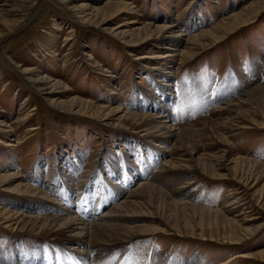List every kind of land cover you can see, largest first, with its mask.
Listing matches in <instances>:
<instances>
[{"label": "rangeland", "instance_id": "obj_1", "mask_svg": "<svg viewBox=\"0 0 264 264\" xmlns=\"http://www.w3.org/2000/svg\"><path fill=\"white\" fill-rule=\"evenodd\" d=\"M261 1L0 0V178L19 173L24 183L43 192L61 180L63 190L70 192L67 197L52 195L51 202L38 196L30 201L10 192L18 182L0 180V212L16 213L12 200L47 205L54 212L67 206L68 197L90 210L115 196L118 187L112 192L108 187L122 178L121 172L131 181L137 170L148 173L160 149L149 129L106 113L118 106L151 114L134 102H156L150 75L166 71L161 57L169 52L156 26L177 27L186 40L181 49L187 50L197 47L206 30ZM193 21L196 27L191 28ZM242 25L246 27L219 43L195 48L197 55L181 65L179 59L174 69L175 99L167 112L172 125L193 137L163 160L185 156L191 160L186 168L158 174L156 166L142 181L152 183L156 192L150 189L125 200L124 191V197L102 211L124 201L126 216H136L126 226L162 233L98 246L87 263L185 264L197 256L196 264H264V8ZM149 26L151 31L142 32ZM246 79L253 85L243 86ZM227 84L242 87L237 93L243 94L215 104L212 93L219 94ZM196 85H205V93L198 94ZM209 99L211 104L205 102ZM229 101L244 106L224 115L221 122L236 129L226 137L216 126L221 122L216 123L214 111ZM183 191L192 198L181 197ZM51 211L40 216L51 217ZM69 215L62 211L57 217ZM8 221L0 214V264L19 260L20 253L32 255L31 250L64 264H83L84 258L59 240L64 232L42 237L38 230Z\"/></svg>", "mask_w": 264, "mask_h": 264}, {"label": "bare ground", "instance_id": "obj_2", "mask_svg": "<svg viewBox=\"0 0 264 264\" xmlns=\"http://www.w3.org/2000/svg\"><path fill=\"white\" fill-rule=\"evenodd\" d=\"M80 7L82 8L83 6H80ZM263 8H264V0L256 3L255 6L248 8L249 10H247L246 13L244 12L242 14H234L232 16H229L228 18L223 19L220 23H218L215 26V28H211L208 31L206 30L204 34L200 35L199 39L197 40L198 43L195 44V46L197 47L195 48L196 49L199 48L200 50H203L205 48L210 47V43L212 42L219 43L223 41L224 39L229 38V36L232 33L237 32L246 27V26H243L242 24L248 22V19L251 17V14L258 15L260 10ZM106 22L107 21L105 20L101 21V23H106ZM195 24L196 22L193 21L190 27L191 28L196 27ZM149 27L142 29V32L144 31L148 32V30L151 31L152 27L151 26ZM156 27L157 28L155 32L158 34H161L159 35L158 38L161 40V42H163L162 44L165 47H167L165 48L167 49L166 52H169V54H164L161 57V59L163 60L162 62H164L166 65V71L165 70L162 71L159 74V77H156L155 75H150V78L155 83V88L157 91L156 102L148 104L146 101H142V99L139 101L138 104L134 102V106L138 107L139 109H143V108L148 109V113H151V114L139 113V111L141 110H139L138 113L132 112V111H126L123 108H120L118 106L113 107V108H107L108 113H106L109 115L111 114L114 117L118 116L117 117L118 122H124V121L128 122L129 121L132 123L131 124L132 126L134 125L143 126V127H146V129H149L147 130V132H149L148 134L152 135L153 141L158 143L157 145L155 144V148L159 147L160 149H159V155L157 157L155 156L156 158L154 159V164L149 167L148 173H145L144 171L145 168L142 171L137 170V172H135L136 178L133 181L127 178L128 176L123 177V173L125 171L121 172L122 175L120 176H122V178L120 179L115 178L114 176L116 181L113 180L112 182L113 183L116 182V183L111 184L108 187V189L110 192H112L111 189H113V186L118 187L116 193L114 194L115 196H110L109 199L105 197V199L103 200V202L100 203V205L96 206V208L90 207V210L86 208L88 207V205L84 206L86 204L78 205L76 203L74 204V202L70 203L69 197H68V200H66L67 203L64 202V205H67V206H64L63 210L61 208H56L54 212L49 210L47 208V205H42L39 203L34 204L33 202H29V201L24 203L22 200H19V201L12 200L9 203L11 208L17 210L16 213L13 212L14 210L12 212L6 211V210H4L3 212H0V214H3L4 216L7 217V220H9L8 221L9 224L12 223V225L15 227L21 226V227H24L26 230L28 229L29 231H33V232L38 230L37 232L42 237H49V235H53L54 233L61 234L64 232L62 234V237L59 238V240H61L62 242H64V244L69 246L67 250L69 249L70 252L73 251L78 256L84 258L83 264H89V262L87 263V260L90 261L91 257L95 255V252L98 250L97 249L98 246H107V245L112 246L113 244H117V243H126L130 241L131 239H133L134 237L148 236L151 234L160 233L161 231L146 232L145 230L140 229L139 226L137 227L126 226L124 223L125 222L129 223V221L134 219L136 216H133V215L126 216L127 215L126 210L128 208V205L123 204L124 206H122V203H124V201L120 202L118 205H115L113 208H111L110 211L106 213H102V211L105 210V208H107V206L109 205V202L114 203L116 202V200H118V198L120 199V197L122 196L124 197L123 192L124 191L130 192V189L138 181L140 182L139 186L137 185L138 188H136L134 191L132 190L133 192L130 194L126 192L125 195L127 197L125 198V200L130 197H135L136 195L137 196L142 195L144 192L150 189L155 191L156 188L154 185H152V183L147 184V183H142V181L146 180L147 177H149L148 176L149 171L150 170L153 171V169L156 168V166L160 168V171H158V174H162L164 172H167L168 170L185 169L186 168L185 163H189L191 161L190 159H184L186 158L185 156H183L181 159L177 158V159H173L169 161H165L163 159L165 157H168V155L170 154L176 155L175 153L179 152L177 145L184 144L185 140L191 139L193 137V134L185 133L184 130H182L184 129V127H175L174 125L171 124L173 121L172 116L170 115V113H168L169 111L167 112V110H169L170 107L173 105L174 99H175V92L173 90L174 89L173 79L175 75L174 69L176 67L178 60L181 59L179 62V64L181 65L182 63L190 60L197 54H196L195 48L192 46L189 47L187 50L181 49L183 46L182 45L183 41H186L184 40L185 35L181 34L180 33L181 31H178L176 29L177 27H175L174 25L165 26L161 28L160 26H156ZM121 33L127 36V32H124V33L121 32ZM132 35L134 36L135 34L133 33ZM148 36H152V35H148ZM189 50H191L190 51L191 53H189ZM186 58H189V59H186ZM252 72H255V71H252ZM261 76H262L261 77L262 78L261 82H262V80H264V70ZM43 80L44 79L41 78V81ZM48 82L53 83L54 81L52 79L45 78V81H43L42 83L45 84ZM205 83L207 86L208 82H205ZM242 83H243V86H245L246 83H249V81L246 79V80H243ZM249 84L253 85L252 80L250 81ZM52 86L58 87L59 84L55 82L52 84ZM233 87H234L233 85L230 86V84H227L225 85V88L223 87L225 90H222L223 89L222 88L221 89L222 92L220 91L219 94L216 91H215L216 93L215 92L212 93L213 96L214 95L216 96L215 104L218 105L221 102L223 104L224 101L231 99L233 96L237 94H243V91H241L240 93H237V91L241 89L242 87H240L239 89L233 88ZM259 87L261 89L263 86L262 87L259 86ZM195 90L196 92H198V94H204L206 91V87L205 85H200V86L196 85ZM198 94L196 95L198 96ZM248 94L249 92L246 93L245 95L248 96ZM233 101H229V103H226L227 107L225 108L224 106L216 107L217 109L214 111V114L216 116L215 120L218 122L214 121L212 124L216 125V123H219L223 121V119H225L224 115L240 110L241 106H244L243 102L240 104L237 103L238 104L237 105V104H234ZM77 102H81V101H77ZM205 102H207L208 104L212 103L210 99ZM81 103H84V101L82 100ZM86 103L89 104L88 102ZM219 124L220 125H216V126L221 128V130L225 132L224 134L226 135V137L231 132L233 133V131L236 130V129H233L234 127H231V125L230 127L227 126L228 123L223 124L221 122ZM216 126L214 128H216ZM204 128L200 130H203ZM174 140H176V143ZM138 161L140 160L138 159ZM137 166L138 168L140 167V165H137ZM61 178H63L62 175H61ZM0 180L6 183H9L12 180L18 182V183H15L14 185L15 187L11 189L10 192L17 193L20 195H25L27 196L25 199L30 200V201L34 200L33 197L35 198V196H38L40 199L44 201L48 200L47 202H51L52 195L53 196L58 195V197L59 195H61L60 197H63L64 195H66L67 197V195L70 193V192L66 193L63 190L64 188L61 186V183H62L61 180H58L57 182L53 181L49 183L48 185H46L44 188L45 192H43V190H39L40 186H38V188H34L32 186L30 187L29 184L24 183L25 180L22 178L21 175H19V173L15 174V176L1 177ZM32 181H35V179L33 178ZM68 181L74 182V179L69 177ZM48 193H50V195ZM181 194H182L181 197L187 196L188 198H192V195L185 191H183ZM171 195L173 196L174 194H171ZM60 200H61V203H63L61 198ZM68 202H69V206H68ZM47 211L48 212L51 211V214H50L51 217L40 216L42 212H47ZM62 211L63 212L68 211L70 215L65 218H60L59 216L57 217V214ZM30 212L34 214H31ZM87 217H90L89 220L85 219ZM19 229H22V228H19ZM104 235H106V239ZM29 248L30 247H28V249ZM21 249L25 250V247H21ZM106 249L107 248H105V250ZM44 251L45 249H43V252ZM26 253L28 255H26L25 253H24L25 255H22V253H20V255L18 256L20 257L19 260L13 259L10 261H6L7 262L6 264H64L63 262H60L58 259H57L58 261L56 260L53 261L52 258L49 259L48 255L44 253H41L40 255H36V253L33 250H31V253H33L32 255L29 252H26ZM1 255L3 256V253ZM196 257L197 256H195L192 260L188 258L185 259V264H192V263L196 264L197 263V261H195ZM47 260H50V261H47ZM162 264H166V261L163 262ZM176 264H178V262Z\"/></svg>", "mask_w": 264, "mask_h": 264}]
</instances>
